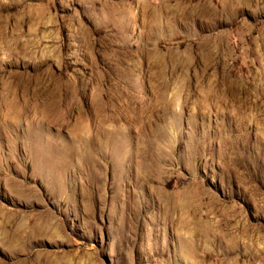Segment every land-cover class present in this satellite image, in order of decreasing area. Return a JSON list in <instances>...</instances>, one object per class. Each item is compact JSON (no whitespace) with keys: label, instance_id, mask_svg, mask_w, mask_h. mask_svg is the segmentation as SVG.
Masks as SVG:
<instances>
[{"label":"rangeland","instance_id":"374dc122","mask_svg":"<svg viewBox=\"0 0 264 264\" xmlns=\"http://www.w3.org/2000/svg\"><path fill=\"white\" fill-rule=\"evenodd\" d=\"M0 264H264V0H0Z\"/></svg>","mask_w":264,"mask_h":264}]
</instances>
